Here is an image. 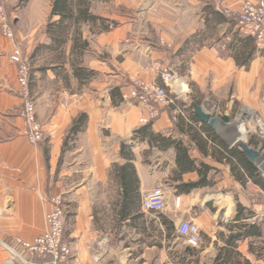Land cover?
<instances>
[{"label":"crops","instance_id":"crops-1","mask_svg":"<svg viewBox=\"0 0 264 264\" xmlns=\"http://www.w3.org/2000/svg\"><path fill=\"white\" fill-rule=\"evenodd\" d=\"M5 1L8 7L14 8L17 0ZM207 1L116 0L123 7L138 10L129 17L106 10L95 11L93 0H87L90 12L101 19L98 18L96 25L82 23L81 40L85 42L82 49L75 47L73 29L63 48H58L47 32L52 0H32L23 14L18 8L11 10L18 26L26 27L24 32L16 30L22 48L26 41L32 56L39 47L37 55L31 58L30 90L36 100L38 118L44 123L45 139L33 144L24 135L26 124L19 116L21 98L12 92V84L17 83V65L10 60L14 46L0 32V238L13 244L16 237L30 241L43 233L45 216L50 210L49 198L64 190L63 177L72 181L76 174L80 178L75 190L79 211L74 233L80 237L71 244L78 264H131L132 261L150 264L147 250L155 247L147 245L145 251H136L132 259L128 258L137 249L126 247L118 261L105 257L95 262L87 245L89 227L85 231L91 218L90 192L86 187L90 182L108 186L109 206L115 220L139 235L134 239L139 238L140 246L146 245L140 231L143 227L146 231L147 226L142 224L144 213H148L142 209V197L147 190L162 185L168 204L162 223L176 229L183 219L194 221L203 236L198 248L202 263L213 262L219 251L215 244L225 243L224 239L231 233L226 224L236 219L241 204L242 222L255 225L259 234L239 240L238 250L253 264H264V214L261 212L264 178L258 173L257 162H251L243 151L232 150L236 145L242 150L237 142L241 122H223L216 130L201 117L198 116L200 121L193 117L196 104L208 112L205 106L208 95L212 97L211 102L215 99L225 106V115L235 114L239 104L249 103L264 116V52L257 49L245 29H239L233 17L222 11L225 7L238 10L239 0H223L222 7ZM153 2L155 12L153 16H146L145 9ZM57 19L59 16L52 20ZM241 46L243 56L239 51ZM249 53V66L240 65L237 59ZM172 56L174 62L170 60ZM155 59L173 65L186 59L193 63L194 89L190 95L194 102L184 106L185 116L174 121L171 110L165 109L148 127L149 132L173 137L189 148V158L194 160L189 169H182L177 161L176 147H157L137 133L145 126L139 119L144 109L127 96L126 80L129 76H142L163 84L146 67V60L154 62ZM99 71L107 78L102 84V93L96 77ZM82 114H86L87 120L84 128L66 142L73 120ZM122 144L132 148L131 159L121 154ZM247 144L256 145L254 140ZM129 161L140 179L141 198L132 209L133 213L144 215L138 221L119 220L122 191L118 180L110 177L115 163ZM204 163L210 169L206 170ZM246 166L249 169L254 166L262 181L256 182ZM200 180V185L188 186ZM178 196L181 197L179 207L175 204ZM84 217H87L86 223ZM220 232L224 235H219ZM6 258L4 253L0 254V263ZM180 258H183L180 262L170 264H192L195 256L185 250Z\"/></svg>","mask_w":264,"mask_h":264},{"label":"built area","instance_id":"built-area-1","mask_svg":"<svg viewBox=\"0 0 264 264\" xmlns=\"http://www.w3.org/2000/svg\"><path fill=\"white\" fill-rule=\"evenodd\" d=\"M239 2L240 6L235 12L236 21L254 39L257 48L264 50V0L257 2L239 0ZM0 17L4 36L8 39H16L12 22L2 5H0ZM12 51L10 60L18 66L17 79L22 95L19 116L26 122L24 135L31 143L40 144L43 140V125L38 121L37 108L30 90L31 66L20 45H15ZM148 69L153 75L159 76L163 84L148 83L144 80L132 81L129 98L144 109L140 117V124L157 121L165 109L171 110V118L174 121H177L180 116H185V107L180 103L190 92L185 79L179 76L171 65L159 60L151 64ZM249 121V126L244 123L245 121L241 122L244 137H240L237 142L244 140L249 143L252 136L257 137V143L253 148L261 153V159L257 161L256 165L258 173L264 177V117L258 113H252ZM175 204L178 207L181 206L180 196L176 197ZM141 205L146 212L160 213L164 211L168 206L164 187L159 185L147 190L142 197ZM50 208L46 215L48 225L45 231L31 241L16 237V241L12 244L0 238V253L2 251L7 253V258L2 264L8 262L15 264H75L72 261L74 251L65 236L66 209L62 198L60 196L53 197ZM261 212L264 214V205L261 206ZM175 232L186 246L199 248L203 242L199 226L190 219L181 220L177 224ZM19 249L22 251L20 252ZM24 252L29 256H24ZM103 254L96 250L93 259L100 262ZM36 259L39 261H35Z\"/></svg>","mask_w":264,"mask_h":264},{"label":"rangeland","instance_id":"rangeland-1","mask_svg":"<svg viewBox=\"0 0 264 264\" xmlns=\"http://www.w3.org/2000/svg\"><path fill=\"white\" fill-rule=\"evenodd\" d=\"M31 1L32 0H17L13 3L14 8H11V7L7 6L5 0H0V5H2L5 12L9 16L10 21L12 22V26L14 28L15 36H16V30L17 29L24 32L26 30V27L21 28L20 26H18V24L16 22V18L15 19L13 18L11 10L18 8L19 9L18 12H21L23 14L24 11L27 9L26 6ZM205 1H207V0H205ZM210 1H213L214 3H216L217 5H219L221 7H222L223 2H224L223 0H210ZM252 1L257 2L258 0H252ZM93 2L95 5V11L96 10L97 11L106 10L108 12L115 13V14H122V15L127 14V16H129V17H133L134 13L138 12V10L134 9L133 7L129 8L127 6L123 7L122 5H119L116 2V0H93ZM207 2H209V1H207ZM154 3L155 2H153L151 4V6H148V8L145 9L146 16L152 15V13L155 12L153 10ZM222 11L224 14H227V15H230L231 17H233L234 20L236 21L235 18L237 15L235 12L237 11V9H230L229 7H225L222 9ZM236 23L238 24L237 21H236ZM116 24H117V22H116ZM114 26H116V25L114 24ZM238 26H239V29H242V27L239 24H238ZM0 32L3 33V25H2L1 19H0ZM9 41H11L13 43L14 47H15V45H20L21 49L23 50L24 56H26L28 58V63L32 69L31 55L28 52L29 48H27L30 45L27 46L28 45L27 42L24 41L25 43H24V49H23L22 43L20 42L21 40L17 36H16V39H14V40L9 39ZM224 42H222V43H224ZM257 49L259 51H261L262 53L264 52V50H262L260 48H257ZM2 53L4 55V54H6V51H2ZM222 54H226V51L222 50ZM173 57L174 56H172V58L170 60H172L174 62ZM156 60L162 61V62L166 63L167 65H171L174 68V70L177 72V74H179V76H181L185 79L186 83L188 84V88H190V92L188 93L189 95H187L185 97V100L180 101V103H182L183 107L186 104H193L194 101H192V96L190 95L194 89V83H193L192 78H191L193 75L192 74V72H193L192 61H189L188 59H186V61H184V63H182L181 61H177L173 65L166 60L155 59V61ZM146 61H147V64H146L147 69L151 64H153L155 62V61L153 62L151 60H146ZM247 66H249V64ZM116 71H117V69H116ZM148 71H149V69H148ZM17 72H18V66H17ZM149 73H150V71H149ZM5 77L8 78L7 72H6ZM96 77L100 82V84H99L100 85V92L102 93L103 92V91H101L103 88L102 84L107 80V78L104 76V74L101 71L98 72ZM157 78H159V76H157ZM133 80H138V81L144 80L148 83L158 82L157 80H155V81L148 80L142 76L141 77L129 76V77H127V80H126L128 82L127 83L128 84L127 85V87H128L127 96H129V93L131 91L130 87H131V83ZM17 83H18V79H17ZM17 83H16V85L12 84V86H13L12 92L17 94L21 98V103H22V95L20 94V87ZM30 84H31V82H30ZM210 96L211 95H208L205 99V102H206L205 106L208 109V113H210L212 115L218 114V115L224 116L225 115L224 114L225 109L223 107H225V106H223L221 104V102H218L215 99H213L214 102H211L212 97L210 98ZM33 100H34L35 106H36L35 97H33ZM131 102L134 104H137L132 99H131ZM235 111H237L235 114H232V113L226 114L230 118V123L231 122H237V120H239L241 118V120H243V121H241V120H239V121L240 122L245 121L244 123H246L249 126L250 125L249 117L251 116L252 113H254V114L258 113L259 115H261V113L258 110L256 111L255 107H253L249 103L243 104V106L241 104H239L238 109ZM37 118H38V112H37ZM21 119L26 124L24 119L23 118H21ZM139 119H140V117H139ZM38 121L40 122L39 118H38ZM40 123L43 125V140H44L45 139L44 123L43 122H40ZM240 128H241V130L243 129L242 125ZM25 129H26V127H25ZM72 137L73 136H71V137L68 136V139L66 140V142L69 140L71 141ZM251 138H253L255 143H257V137L252 136ZM239 142L244 143L245 141L239 140ZM79 180H80V178H78L76 176V174L73 177L72 181L67 179L66 176L63 177V181H64L63 188H64V190L59 191L58 194L53 195L49 198L50 207H51V201H52L53 197L58 198V196H60L62 198V203L64 205V208L66 209V217H65L66 232H65V236L67 238V241L70 244L73 243V245L75 244V242L77 240H79V237H80L78 234L74 233V230L76 229V223H77L76 222V218H77L76 216H77L78 211H79V209H78V204H79L78 198L79 197H77L78 195H76L75 190L78 189L77 187H79V186H77ZM72 187H75V188L71 191ZM86 187L89 188L88 191L90 192V199L88 201V205L91 207V218H89L90 222L86 225L87 227H86L85 231L89 227V230L87 231L89 244H87V245H89L88 250H90L91 256H93V254L96 250H99L100 252L104 253L102 256V259L105 257H108V259H110L109 261H112V262L115 260L118 261L121 254H123L122 252L125 251L124 248L134 246L135 249H137V250H135L134 251L135 253H133L132 256H129V258H128V259H132L136 255V253H137L136 251H139V252H141L142 250L145 251L147 245H150V246L154 245L155 246L154 248L147 250L148 251V253H147L148 261L150 262V264H170L173 262L175 263V262L181 261L180 256L186 250L185 248H187V247L184 244L183 240L181 238H179L177 233L175 232V226L174 227H171V226L168 227V224H166L164 222L162 223V220H163L162 217H163L164 211H162L160 213H151V212L144 213L145 214V217H144L145 220H144V223L142 225H145V227L147 226V228H146V231H144V229H143L140 232H141V234H143L142 238H141L142 242L143 243L145 242L146 245L142 244L140 246L137 243L139 238L134 239L135 237H139V235L137 233H135L132 228L129 229V228L125 227V225H123L122 223L115 220L114 213L112 212V207L109 206V202L111 200L109 201L110 194L108 192V186L105 187V186H103V184H97V183H91L90 182V183H87ZM111 192H112V196H113L114 195L113 190H111ZM47 213H46V215H47ZM81 218H83V217H79V220H82ZM84 221L86 223L87 217H84ZM84 221H82V222H84ZM45 223H46V216H45ZM47 225H48V223H46V227H47ZM46 227H45V229H46ZM137 232H138V230H137ZM73 245L71 244L72 250L74 251ZM19 250H20V252L22 251V249H19ZM105 250H107V251H105ZM2 253H4V255L7 256V253L2 251L0 254H2ZM23 254H24V256H27V257L29 256L26 252H24ZM75 257H76V254L74 251L72 261L75 264H78L75 260ZM35 261H39V260L36 259ZM131 264H137V263H136V261H132Z\"/></svg>","mask_w":264,"mask_h":264},{"label":"trees","instance_id":"trees-1","mask_svg":"<svg viewBox=\"0 0 264 264\" xmlns=\"http://www.w3.org/2000/svg\"><path fill=\"white\" fill-rule=\"evenodd\" d=\"M52 12L49 19V23L47 25V32L52 36L55 43H57V47H64L68 41V34L73 29V33L76 35L75 38V47H79L82 49L85 45V42L81 40V26L83 22H91L96 25L98 18L101 19L100 16L97 14H93L90 12V5L87 0H52ZM54 16H59V19L52 20ZM116 23L115 21H112ZM105 27V29H108ZM244 48L242 46L239 48L240 54H243ZM39 52V47H37L32 54V57H35ZM241 54V56H243ZM250 53L246 57H241V59H237L240 65L245 64L248 65L250 62ZM84 76V72L82 73V77ZM114 93V92H113ZM199 103L198 101H196ZM200 104V103H199ZM193 117L200 121L196 112H194ZM73 124L70 130V137L73 134H76L80 130H82L85 126L86 114L80 115L73 120ZM152 123L144 124L142 128L137 130V133L141 134L142 138L147 137L148 140L157 147L169 148V147H176L179 152V156L177 161L180 162V166L182 169H189L192 168L194 164V160H191L188 155L189 148L187 146H183L181 141L174 139L173 137H166L160 133L154 134L148 131V127ZM250 140L253 141V138ZM122 151L121 154L123 157L127 159H131L132 148L130 145L122 144L121 146ZM233 151H240L238 146H234L232 148ZM203 167L206 170L209 168L207 164H203ZM210 169V168H209ZM246 169H249V166H246ZM252 170V171H251ZM251 175L255 177L256 182H261L260 179L262 176L256 172L254 166L249 169ZM110 177H114L118 180L120 184L121 191H122V198H121V209L119 212V220L126 221L129 218L133 220H137L139 218L144 217V215L140 212L133 213L132 209L135 208L136 200L141 198V191L140 190V179L137 176L135 166L132 162H128L125 164L115 163L110 170ZM263 178V177H262ZM202 181L198 182H190L188 186L196 187L200 185ZM239 213L236 215V219L232 221V223L226 224V228L231 231V233L224 239L225 243L223 245H217L219 251L216 257L214 258L213 262H204L200 261V253L197 247L186 246V252L188 254L194 255V263L192 264H253L251 260L244 257L243 254L238 250V241L244 240L248 236L258 235L259 231H257L255 225H248L242 222V218L240 217V211L242 210V205H238ZM168 227L169 224H168ZM144 229V227H143ZM224 235V232H220L219 235ZM224 238V236H223ZM258 256H262L261 253H257ZM183 259V258H180ZM191 264V262H190Z\"/></svg>","mask_w":264,"mask_h":264},{"label":"water","instance_id":"water-1","mask_svg":"<svg viewBox=\"0 0 264 264\" xmlns=\"http://www.w3.org/2000/svg\"><path fill=\"white\" fill-rule=\"evenodd\" d=\"M196 112L199 117L205 122H208L214 129L219 130V126L221 123H229L230 118L227 115L221 116L218 114H210L206 112L203 107L200 105H195ZM239 147L242 149L243 152L246 153L248 159H250L251 162L256 163L261 159V153L260 151H257L255 148L251 147L250 144L239 142Z\"/></svg>","mask_w":264,"mask_h":264},{"label":"bare ground","instance_id":"bare-ground-1","mask_svg":"<svg viewBox=\"0 0 264 264\" xmlns=\"http://www.w3.org/2000/svg\"><path fill=\"white\" fill-rule=\"evenodd\" d=\"M220 125H221V124H220ZM232 125L235 126V123H232ZM235 127H236V126H235ZM219 128H220V126H219ZM237 131H238V137H239V138H240V137H241V138L244 137V136H243V135H244L243 130L240 131V130L237 129ZM236 134H237V133H236ZM234 137H235V136H234ZM238 137H237V138H238Z\"/></svg>","mask_w":264,"mask_h":264}]
</instances>
